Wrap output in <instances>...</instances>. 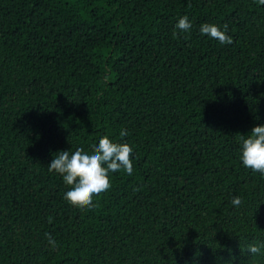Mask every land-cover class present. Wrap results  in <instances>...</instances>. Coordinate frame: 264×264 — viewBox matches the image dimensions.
<instances>
[{"label":"trees","instance_id":"1","mask_svg":"<svg viewBox=\"0 0 264 264\" xmlns=\"http://www.w3.org/2000/svg\"><path fill=\"white\" fill-rule=\"evenodd\" d=\"M256 126L258 0H0V264H264L247 251L264 175L240 159ZM104 136L132 146L133 173L81 210L48 166Z\"/></svg>","mask_w":264,"mask_h":264},{"label":"clouds","instance_id":"2","mask_svg":"<svg viewBox=\"0 0 264 264\" xmlns=\"http://www.w3.org/2000/svg\"><path fill=\"white\" fill-rule=\"evenodd\" d=\"M258 4L264 5V0H258ZM191 28L192 24L186 15L180 18L176 25V29L183 33L189 32ZM200 32L221 44L233 43L231 36L227 35V25L221 30L216 24L204 23L200 26ZM173 35L177 36L178 33L174 31ZM127 135V131L122 129L121 138ZM240 136L242 140L240 159L243 166L264 175V126L254 127L247 137ZM132 156L133 148L130 144L114 142L108 136H104L98 145L93 146L91 154L85 152L83 148H77L74 152L60 151L54 156L48 170L58 173L69 186L64 198L70 205L81 210H91L98 207L94 199L112 187L110 173L121 170L128 175L133 173ZM241 203L239 196L232 199V204L237 208ZM50 243L55 246L51 238ZM261 248H264V245H249L247 251L256 255L261 253Z\"/></svg>","mask_w":264,"mask_h":264}]
</instances>
